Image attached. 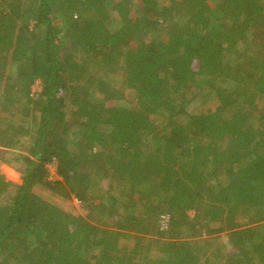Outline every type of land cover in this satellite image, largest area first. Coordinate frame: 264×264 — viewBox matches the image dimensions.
I'll return each instance as SVG.
<instances>
[{"label":"trees","instance_id":"obj_1","mask_svg":"<svg viewBox=\"0 0 264 264\" xmlns=\"http://www.w3.org/2000/svg\"><path fill=\"white\" fill-rule=\"evenodd\" d=\"M0 145V264H264V0H0Z\"/></svg>","mask_w":264,"mask_h":264},{"label":"rangeland","instance_id":"obj_2","mask_svg":"<svg viewBox=\"0 0 264 264\" xmlns=\"http://www.w3.org/2000/svg\"><path fill=\"white\" fill-rule=\"evenodd\" d=\"M211 3H213V4H219L220 3V0H209ZM84 57V56H83ZM110 68H113V67H110ZM106 69H107V67H106ZM114 69V68H113ZM113 69H111L110 71H111V74H112V77L113 76H116V80H114V81H118V82H120L121 81V79H119V78H121L122 77V75H121V73H120V71H118L117 73H115V71L113 70ZM91 72H93V70H91ZM115 73V74H114ZM99 74V73H98ZM97 77H98V75H96ZM111 76V75H110ZM103 77V76H102ZM101 77V78H102ZM106 77H108V75L106 76ZM104 78L103 80H107V79H112V77L111 78ZM113 80V79H112ZM39 82V81H38ZM35 87V89H37V90H42V85L41 84H38V85H35L34 86ZM212 89V88H211ZM211 89H209V92L211 93L212 92V90ZM200 98H201V100L202 101H200L199 103H197V104H195L194 105V107H197L198 108V106L200 107V106H202L204 103V101H207V100H209V99H204V98H202L201 96H200ZM210 99H212V101H213V98H210ZM210 101H208L207 103H209ZM210 103H212L211 104V106H210V108H212L213 106H214V102H210ZM204 106V105H203ZM193 107V108H194ZM215 107V106H214ZM192 108V109H193ZM0 152H2V153H4V154H6V155H2V158H4V159H7V161H14V158H15V155H27V152L26 151H24L22 148H20L19 146H16V148H13V149H8V148H3L1 145H0ZM5 156H6V158H5ZM1 158V159H2ZM18 163L17 162H13L12 164H11V167H15L16 165H17ZM3 165V164H2ZM1 166V165H0ZM3 166H5L6 167V164L5 165H3ZM18 166V165H17ZM49 177H50V179H53V180H60L59 179V177L56 175V165L55 164H52V165H49ZM14 191V188H11L10 190H9V193H11V192H13ZM40 196L42 195V194H45V195H49V193H47V192H45V191H40V193H38ZM50 196V195H49ZM5 197V196H4ZM4 197H2L0 200H2V199H4ZM72 204H73V206H74V208L77 210V212L78 213H80L81 215H84V211H83V209H82V206L80 205V203H79V201L78 200H76V198H74V197H72ZM190 217L191 218H196V217H198L197 215H196V213L195 212H191L190 214ZM94 216V218H96V216L95 215H93ZM163 216H166V215H162V216H160V218H162ZM168 218H169V216H167ZM248 218H251L250 216L248 217ZM96 221V223L97 222H99V221H103V220H101V219H95ZM106 222H108L109 223V221H107L106 220ZM239 225H241L240 227H239V229H236V230H242V229H245V228H248L249 227V229H255L254 230V232H257L258 230H260V227H263L264 226V220L263 221H260L259 220V222H255V223H251V222H249V219H243V221H241L240 223H239ZM252 225H254V227H251ZM210 227H212L213 229H218L219 227H220V224L219 223H217V225H214L213 223L210 225ZM258 227V228H257ZM160 230L163 232H167V231H165V229L164 230H162V228H161V225L159 224V230H158V232L156 233V235H158L157 237H159V238H161V240H163V241H169L170 239L169 238H167V235H165V234H162V232H160ZM151 231H154V230H151ZM228 232H230V231H228ZM139 233H133L132 234V236H138L139 237V235H138ZM228 234V233H227ZM227 234H225V232L224 233H219V234H216V235H209V234H205V235H202V237L201 236H198V235H194V236H192L191 234H188V235H186V236H183V237H181V238H178V240L179 241H203L202 242V244H200L201 246H199L200 247V249L199 250H197L196 252H198V254H197V258H196V262H197V264H201L200 263V259H201V257H203V256H208L210 253H212V255H211V260H210V263H213L214 261H215V259L216 260H218L219 259V256L220 257H222V258H225L224 260H222V259H220L219 261H218V263H214V264H224V263H227V264H230L229 262H230V260L234 257V256H232V254L231 253H234V254H236L237 253V249L235 248V246H233V244L231 243V241L229 240V236L227 235ZM264 235V234H263ZM155 235L154 234H149V235H145L144 237L146 238V239H148V240H150L151 238H153ZM175 241H177V240H175ZM257 242H259L258 243V248H260V247H262L260 250V252H262V253H264V239H262V240H260V238L258 239V237H257ZM210 244H211V246H210ZM261 244V245H260ZM253 251H254V249H253ZM160 256H162V252H161V254H160Z\"/></svg>","mask_w":264,"mask_h":264},{"label":"built area","instance_id":"obj_3","mask_svg":"<svg viewBox=\"0 0 264 264\" xmlns=\"http://www.w3.org/2000/svg\"><path fill=\"white\" fill-rule=\"evenodd\" d=\"M35 91H39L40 92V90H37V89H35V87H33V92H35ZM168 222H169V218L167 216H163L161 218V228H162V230H164V229H165V231L168 230Z\"/></svg>","mask_w":264,"mask_h":264},{"label":"crops","instance_id":"obj_4","mask_svg":"<svg viewBox=\"0 0 264 264\" xmlns=\"http://www.w3.org/2000/svg\"><path fill=\"white\" fill-rule=\"evenodd\" d=\"M39 81V82H38ZM38 84H41L42 85V83H41V81L40 80H37V81H35L34 82V85L32 86V88L35 86V85H38ZM41 92V91H40ZM251 227H254V225H252ZM245 229H249V227L248 228H245ZM252 229V228H251ZM226 233H228V231L226 232ZM179 241V240H178Z\"/></svg>","mask_w":264,"mask_h":264}]
</instances>
